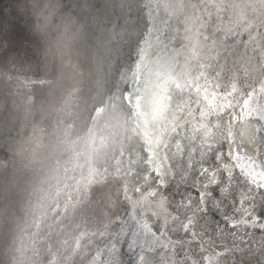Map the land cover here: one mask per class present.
<instances>
[{
    "label": "water",
    "instance_id": "1",
    "mask_svg": "<svg viewBox=\"0 0 264 264\" xmlns=\"http://www.w3.org/2000/svg\"><path fill=\"white\" fill-rule=\"evenodd\" d=\"M79 6L87 108L42 207L26 212L17 264H264V0ZM11 22L35 70L0 64L3 187L17 150L1 128L7 99L38 101L52 76L27 19Z\"/></svg>",
    "mask_w": 264,
    "mask_h": 264
},
{
    "label": "bare ground",
    "instance_id": "2",
    "mask_svg": "<svg viewBox=\"0 0 264 264\" xmlns=\"http://www.w3.org/2000/svg\"><path fill=\"white\" fill-rule=\"evenodd\" d=\"M79 2L80 0H11V4L5 8L6 15L10 8L14 14V24L10 18L7 20L11 22L7 25L8 29L11 28L10 24L15 26L27 19L26 29L35 36L42 56L40 66L44 65V72L51 74L52 71V76L42 79L41 82L46 83L45 90L38 101L31 102L26 95L15 93L5 104L6 115L1 128L5 131L9 129L5 135L6 139L10 137L7 145L11 142V146H17V150L16 156L14 155L16 159L10 164L12 168L9 174L3 175L6 184L4 183V187L0 185V238L3 248L5 246V252L0 247V264H17L18 259L22 260L26 255L23 250L25 244L22 242L25 221H28L26 212L35 215L42 207L45 192L41 194L43 198H39L40 188L49 177L52 182L56 181V175L60 173L57 170L60 166L58 163L68 159L77 125L83 123V113L90 93L91 70L87 64H83L88 53L86 41L89 37L87 30H82V22L78 20L81 9ZM47 20L56 23L57 27L53 24L47 32ZM46 37L50 42H47ZM14 41L12 47L18 51L13 52L14 57L7 56L2 61L13 58V63L21 60L19 66H30L35 70V57L33 59L31 49L28 50L27 45L23 46L21 42L17 46V40ZM56 46L60 48L58 56L53 48ZM68 56L72 58L69 62ZM23 90L26 92V88ZM12 124L13 129L10 128ZM10 181H16L12 192ZM27 197L30 198L29 207H26ZM6 253L8 257L1 260Z\"/></svg>",
    "mask_w": 264,
    "mask_h": 264
},
{
    "label": "rangeland",
    "instance_id": "3",
    "mask_svg": "<svg viewBox=\"0 0 264 264\" xmlns=\"http://www.w3.org/2000/svg\"><path fill=\"white\" fill-rule=\"evenodd\" d=\"M7 2H8V0H0V64H1L2 60L4 59V57L6 58L7 56L9 57L11 55H12V57H14L13 52L18 51L12 47L13 46L12 42L13 43L15 42L14 41L15 40L14 35H12V36L8 35L6 30L3 28L4 23H2V17L6 16L5 8L8 6ZM19 37H21V36H19ZM19 41L20 40L18 38V41H17L18 43H16L17 46L19 44ZM21 42H22L23 46L27 45V49L29 50V44L26 43L24 40ZM12 60H13V58H11L10 60H6L5 62L9 63ZM20 63H21V60H16L13 62V64H16V65H19Z\"/></svg>",
    "mask_w": 264,
    "mask_h": 264
}]
</instances>
